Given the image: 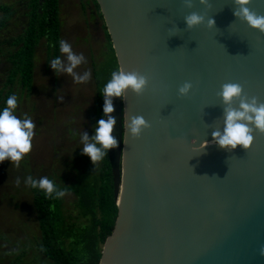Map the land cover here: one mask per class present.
Here are the masks:
<instances>
[{
  "label": "water",
  "instance_id": "1",
  "mask_svg": "<svg viewBox=\"0 0 264 264\" xmlns=\"http://www.w3.org/2000/svg\"><path fill=\"white\" fill-rule=\"evenodd\" d=\"M96 1L118 69L148 78L117 101L118 211L98 264H264V133L231 150L212 135L222 84L264 102V32L234 15L235 0ZM248 7L264 15V0ZM191 12L203 21L188 28ZM133 115L150 125L139 137L128 133Z\"/></svg>",
  "mask_w": 264,
  "mask_h": 264
},
{
  "label": "rangeland",
  "instance_id": "2",
  "mask_svg": "<svg viewBox=\"0 0 264 264\" xmlns=\"http://www.w3.org/2000/svg\"><path fill=\"white\" fill-rule=\"evenodd\" d=\"M18 3L19 1H12L11 7L16 8ZM59 5L60 40L68 42L73 52L82 53L85 57V61L74 71L81 74L88 71L91 75L85 82H74L70 74L57 73L50 67L49 62L55 57H60L63 61L65 54L59 49L55 54L54 48L48 49L49 42L41 39L35 47L30 92L22 88L19 82L12 83L11 88L16 91L14 95L17 99L15 114L21 119L28 117L32 120L34 135L31 150L23 156L19 166L7 159L0 162V250L11 251L8 256L0 251V255L5 258L4 262L13 259L15 264H29V251L35 247L34 238L38 231L32 224L33 192L31 186L25 184V178H48L54 171L63 178L64 174L58 170L61 164L58 166L57 162L51 159L55 154H61L65 158L71 157L70 162L77 170L94 167L89 156L82 152L83 142L78 134L86 132L90 140L94 135L102 104V95L97 92L94 76L95 72H100L107 60L111 59V41L106 32L104 37L101 30L104 29V22L102 27L96 26V20L101 14L94 0H59ZM3 14L5 12L0 11L1 18L4 17ZM20 14L15 17L19 18ZM15 17L11 20V33L0 39L12 41L26 33L27 20L20 21ZM99 20L102 21L101 18ZM3 46L12 49L11 45L3 43L0 44L1 50ZM1 53L0 59L4 56ZM4 73L0 75V81L4 79ZM71 128L76 134L71 132ZM72 171L65 172L67 178L63 179L67 182ZM17 178L19 184L16 182ZM70 198L73 199L74 196L69 192L66 200ZM23 250L26 252L17 260Z\"/></svg>",
  "mask_w": 264,
  "mask_h": 264
},
{
  "label": "trees",
  "instance_id": "3",
  "mask_svg": "<svg viewBox=\"0 0 264 264\" xmlns=\"http://www.w3.org/2000/svg\"><path fill=\"white\" fill-rule=\"evenodd\" d=\"M98 9L99 5L96 0ZM34 8L28 11L29 23L26 33H22L14 40L0 39V44L8 43L12 49L0 48V75L3 70L4 79L0 81V108L5 106L9 95L16 94L11 88L13 82H19L22 88L30 92L33 83L35 65V47L44 37L49 42L48 49L54 48L58 53L61 38L59 19V0H46L42 11L37 9V0L33 1ZM9 13V9H5ZM101 14V13H100ZM102 16V15H101ZM103 18V17H102ZM8 15L0 19V28L5 25ZM105 24V23H104ZM105 32L111 41L110 35ZM112 54L100 72H95L98 94H101L103 84L110 78V73L117 70L118 60L111 42ZM98 114V119L101 118ZM74 133V129L71 128ZM58 166V170L67 178L66 171L73 170L68 182L62 175L54 173L48 178L55 186L64 189V195L59 198L45 196L43 190L31 187L32 190V224L37 227L35 247L29 251V264H98L102 254L105 239L111 234L118 211L114 196L113 164L109 152L95 162L92 169H79L71 164V157L65 158L61 154L51 156ZM30 174V173H29ZM32 175V173H31ZM34 179V178H33ZM63 179V180H62ZM72 193L73 199L66 200L67 193ZM5 250V249H4ZM6 256L10 250H0ZM14 251V250H13ZM12 251V252H13ZM26 252L23 250L17 260ZM5 261L0 255V264H15V261ZM18 264V263H17Z\"/></svg>",
  "mask_w": 264,
  "mask_h": 264
},
{
  "label": "clouds",
  "instance_id": "4",
  "mask_svg": "<svg viewBox=\"0 0 264 264\" xmlns=\"http://www.w3.org/2000/svg\"><path fill=\"white\" fill-rule=\"evenodd\" d=\"M191 2L192 0H185L188 6H191ZM235 2L239 7L234 11V15L241 17L249 26L264 32V15H258L250 10L248 5L251 0H235ZM184 21L188 28H192L200 24L203 17L196 12H191L184 17ZM207 23L211 26L215 21L209 19ZM59 51L65 54L64 59L62 61L60 57L53 58L49 62L52 69L57 73L70 74L74 82H85L90 78L91 74L88 71H84L82 74L74 71L85 61L82 53L73 52L71 45L64 40L59 41ZM147 83L148 78L135 70L117 69L110 73V78L101 89V95L104 98L102 109L104 115L96 121L91 140L86 132L79 136L83 142L82 152L89 156L93 164L100 161L110 149L117 146V140L112 134L115 117L108 115L114 111L112 98H123L129 90L141 94ZM191 87L190 82H185L179 87L178 92L185 95ZM219 95L226 107L223 114L222 130L217 129L212 133L214 142L228 150L235 149L237 145L248 149L253 143L254 130L264 133V102H259L254 96L245 97L242 86L232 82L222 84ZM234 99L239 101L238 107L231 106ZM16 104V96L12 94L6 98L5 106L0 108V162L7 159L19 166L20 160L31 150L34 123L28 117L21 119L15 114ZM148 127L150 125L143 116L133 115L128 118L127 129L132 137H139L142 130ZM16 182L19 184V178ZM25 184L43 190L46 197L59 198L64 195V189L55 186L52 180L47 177H40L39 180H36L28 176L25 178ZM259 254L264 256V245L260 247Z\"/></svg>",
  "mask_w": 264,
  "mask_h": 264
},
{
  "label": "flooded vegetation",
  "instance_id": "5",
  "mask_svg": "<svg viewBox=\"0 0 264 264\" xmlns=\"http://www.w3.org/2000/svg\"><path fill=\"white\" fill-rule=\"evenodd\" d=\"M12 1H19L18 6L16 8H14V9L11 7V2ZM33 1L34 0H0V11L5 12V9H7V8L9 9V13L5 12V14H3V16H5L7 14L9 17L6 20V23H5V25H7V27H4L3 26V27L0 28V37H3L4 36L6 38V36L11 33V29L13 27V24L11 23V20L15 16H18L20 14V12H21V14H20L19 18L18 17H15V18H18L20 21H26L27 20V25H28V23H29V14H28V11H31L32 8H34ZM45 1L46 0H37V3L39 4V5H37V9L39 11H42V9H43L42 6L44 5ZM95 5L97 7V4L96 3H95ZM97 10H98V12H100V10L98 9V7H97ZM59 12H60V5H59ZM100 18L102 19V21L99 20ZM100 18H98L96 20V23H97L96 26H101L102 27V22H104V20H103V18H102L101 15H100ZM0 19H1V17H0ZM101 30H102V32L104 34V37H105V33H104L105 32V27H104V29L102 28ZM43 39H46V38L44 37ZM118 98L119 97H113L112 98V103H113V106H114V111L112 113L108 114V115H112V116L115 117V124L113 126L112 134L116 138V140H117V134H118L117 126H116V105H117ZM101 102H102V104H101V111H102V114H103V110H102L103 109V104H104V98H103V96H102ZM106 118L107 117L105 116V119ZM74 133H75V130H74ZM78 136H80V132H79ZM117 143H118V140H117ZM108 152H109V156L111 158V162L112 163L114 162V164L115 163L117 164V159H119V157H118L119 156V153H118V150H117V146L115 148L110 149Z\"/></svg>",
  "mask_w": 264,
  "mask_h": 264
}]
</instances>
